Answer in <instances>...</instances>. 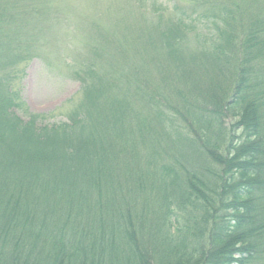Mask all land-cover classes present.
<instances>
[{
  "label": "trees",
  "instance_id": "trees-1",
  "mask_svg": "<svg viewBox=\"0 0 264 264\" xmlns=\"http://www.w3.org/2000/svg\"><path fill=\"white\" fill-rule=\"evenodd\" d=\"M112 4L72 66L83 96L39 124L20 66L84 14L0 0V264H121L119 242L135 264H264V0Z\"/></svg>",
  "mask_w": 264,
  "mask_h": 264
},
{
  "label": "rangeland",
  "instance_id": "rangeland-1",
  "mask_svg": "<svg viewBox=\"0 0 264 264\" xmlns=\"http://www.w3.org/2000/svg\"><path fill=\"white\" fill-rule=\"evenodd\" d=\"M72 1L78 5L79 11L84 14L83 23L77 24V19L73 18L71 14L67 17L68 22L65 19L66 23L64 24L63 21L57 24L56 21L53 27L58 30V36L47 38L49 44L46 45L45 43L41 47V51H37V54L41 52L40 57L35 58V55L31 61L20 66V69L24 68L25 76L22 79V75H19L14 82V87L18 90L21 100L25 104L22 110L16 111L23 121L28 120L29 114L47 117L45 120H39V124H54L65 121L68 110L77 104L81 95L83 96L82 85L76 79L72 66L74 63L88 58L85 37H88L89 32H94L90 24H103L105 27L103 31L107 34L111 33L109 36L112 38L113 32L111 31L113 29L108 25L109 18L112 19L116 16V10L112 6L114 0ZM175 2L183 5L185 0H159L162 8L169 10L173 9ZM130 17L134 19V16L131 15ZM140 23V29L145 32L143 38L147 37L146 31L152 22L146 19L144 23ZM115 39L121 41L119 37ZM143 59L148 60L145 56ZM231 101L232 99L229 103ZM162 128V123H159L158 130ZM238 132L240 133V130ZM144 236L147 235L144 234ZM117 249L116 258H118V262L135 264L133 259L128 260L126 256H122V253L126 251L124 242H119Z\"/></svg>",
  "mask_w": 264,
  "mask_h": 264
}]
</instances>
